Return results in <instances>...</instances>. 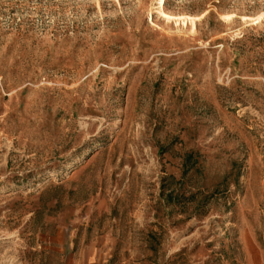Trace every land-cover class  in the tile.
<instances>
[{"label":"rangeland","instance_id":"obj_1","mask_svg":"<svg viewBox=\"0 0 264 264\" xmlns=\"http://www.w3.org/2000/svg\"><path fill=\"white\" fill-rule=\"evenodd\" d=\"M0 264H264V0H0Z\"/></svg>","mask_w":264,"mask_h":264}]
</instances>
